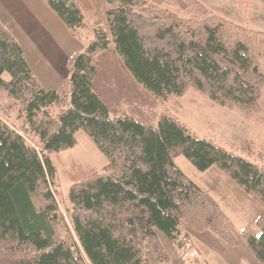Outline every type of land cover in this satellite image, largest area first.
<instances>
[{"label": "trees", "instance_id": "trees-1", "mask_svg": "<svg viewBox=\"0 0 264 264\" xmlns=\"http://www.w3.org/2000/svg\"><path fill=\"white\" fill-rule=\"evenodd\" d=\"M42 1L67 29L86 27L75 0ZM183 1L189 19L147 0H107L115 7L92 28L85 50L68 57L70 75L59 90L38 85L21 46L0 23V89L20 103L41 146L38 152L0 119V264H149L148 256L167 264L163 240L179 239L180 248L187 239L182 224L237 247L226 215L175 165L178 156L201 173L216 167L264 210V167L196 136L169 113L156 125L112 116L92 84L96 57L112 42L126 70L155 98H179L195 86L264 126V33L215 15L197 0ZM164 4L176 6L174 0ZM80 131L107 164L70 187L72 232L64 227L57 234L62 220L49 155L75 147ZM256 227L258 233L243 229L238 237L264 264L263 217Z\"/></svg>", "mask_w": 264, "mask_h": 264}, {"label": "rangeland", "instance_id": "rangeland-1", "mask_svg": "<svg viewBox=\"0 0 264 264\" xmlns=\"http://www.w3.org/2000/svg\"><path fill=\"white\" fill-rule=\"evenodd\" d=\"M20 1L24 3V0ZM102 1L106 3V10L115 7V4H109L107 0ZM162 3L157 6L163 9L167 8L169 12H173L181 19H189L192 16V11L189 9L190 5L183 0H174L176 6L162 5ZM43 4L47 12L45 14H39L36 17V22L33 24V27L31 26L30 34H27L23 30V23L20 24L22 20L16 19L13 21L14 28L17 32L14 31L15 29L12 26L7 28L4 25L3 22L7 20L6 17L4 20H2L3 18L0 19V23L2 22L1 24L8 30L10 35L13 33L15 35L18 34L16 37L25 48L27 54L32 53L33 60L35 59L32 62L35 71L32 69V72L38 85L45 90L48 88L59 90L70 75L67 67L68 58L66 59L65 66L66 76L60 78L61 71L59 77H50L49 80L46 77L48 81L44 82L42 81L43 73L48 69L46 67L47 62L38 54L39 45L42 47V45L56 43L55 45L57 46L52 51V61L49 65L51 64L53 73L57 74L58 69L61 68L60 61L66 53L70 56L74 52L80 53L85 50L87 44L92 39V28L96 24H104L105 14L100 13L95 18L84 17L86 27L73 32L65 27L47 7L46 3L43 2ZM247 5L245 0H242L238 6L239 10L237 12L232 11L229 15L219 14L207 6L205 7L213 14L230 22L244 26L254 32L264 33L259 28V24H257L258 13L256 11H249L246 17L247 19H244L249 7ZM50 16L53 19H50ZM34 30L37 32L35 38L32 37ZM12 37L14 38L15 36L12 35ZM28 45L30 46L28 47ZM95 72L96 74L93 78L95 90H97V93H99L100 97L110 108L112 116L126 114L146 124H155L162 113H169L190 129L196 136L210 140L228 152L238 155L254 165L264 167V126L257 123L256 120L238 106L234 104L220 106L210 101L205 95L197 92L195 86L191 87L179 98L171 97L166 101L155 98L141 85L137 84L128 71L125 70L123 62L116 53L112 42H110L105 52H102L96 57ZM3 78L4 80L9 79L6 74L3 75ZM261 108L264 111V90ZM58 111L59 108L54 107L51 112L56 114ZM0 119L11 129L19 133L27 144L34 147L38 152L40 151L41 146L28 128L21 112L20 103L8 97L2 89H0ZM76 140L77 145L75 147L49 155L55 169L52 191L57 202L58 214L62 220L57 228V234H62L65 230L64 227L72 232L70 224L72 206L67 199L70 187L91 174L102 173L103 168L107 164L106 157L83 132L80 131L76 134ZM173 161L186 176L206 191H217V174L229 180L233 184L232 186H236L216 167H211L201 173L182 156L176 157ZM240 190L245 194L242 189ZM227 198L230 201L233 200V202H236L234 200L235 197H232L231 194H228ZM247 198L260 212H264L253 200L248 196ZM228 226L234 236L237 237L238 244L241 243L244 245L238 237L239 226L230 227L229 221ZM181 227L182 232L187 234V239L182 240L184 243L180 245V248L176 245L179 239L175 242L163 240V244L170 257V262L167 264H196L194 262L195 259L198 261L197 264H243L234 255V249L224 244L213 233H196L186 224H182ZM253 231L258 230L254 227ZM212 238H216L220 243L224 244L230 250V253L224 252ZM147 259L149 264H158L151 256H148ZM252 260H254L253 257Z\"/></svg>", "mask_w": 264, "mask_h": 264}, {"label": "crops", "instance_id": "crops-1", "mask_svg": "<svg viewBox=\"0 0 264 264\" xmlns=\"http://www.w3.org/2000/svg\"><path fill=\"white\" fill-rule=\"evenodd\" d=\"M75 1L77 2L78 6L80 7V10H81V12L85 18H87V17H89V18L94 17L95 18L100 13H103L106 16V13L108 11L105 8L106 3L103 2L102 0H75ZM147 1L151 4L160 5L164 0H147ZM197 1L204 4L205 6H207L208 8L213 10L214 12L216 11L219 14H227V15L231 14L232 11L237 12V10H239L238 9L239 4L242 2V0H197ZM245 2L249 5V7H248V11H246L247 13H246V16L244 19H247L246 17L248 15L249 11H256L258 13L257 24H259V28L264 31V0H245ZM45 12H47V10H46V7L44 6L42 0H24V3H22L20 0H0V19L3 18L2 20H4L5 17L7 19L5 22H3L4 25L7 26V28H10L11 26L14 28L15 26H14L13 21H15L16 19L22 20V22H20V24L23 23L22 28L27 34L31 33V26L33 27V24L36 22V17L39 14H42V13L45 14ZM50 19H53L52 16H50ZM14 31H16V29ZM36 34H37L36 30H34V32L32 33V37L35 38ZM12 35L15 36L14 38L16 39V41H18V44L21 46L25 60L27 61V63L31 67V69H34L32 62L35 59L33 60L32 53L30 52L27 54V52L25 51V48L23 47L22 44H20L18 38L16 37V35H18V34L15 35L13 33ZM53 43L54 44L42 45V47H40V45H39V49L37 48L38 52H39L38 54L43 58L44 61L47 62L46 67L48 70L45 71L44 73L42 72L43 73L42 81H44V82H47L50 79V77L51 78H54L56 76L59 77V73L61 71H62V74H61L60 78H63L66 76L65 75V66H66V59L69 56L68 53H66L65 56L62 57V60L60 61L61 68L58 69L57 74L53 73V71H52L53 69L51 68V64L49 65V63H51V61H52L51 60L52 55H53L52 51H53V49H56V46H57V45H55L56 44L55 42H53ZM29 46L30 45H28V47ZM44 68H45V66H44ZM125 70H126V68H125ZM34 71H35V69H34ZM95 74H96V72H95ZM95 74H94V76H95ZM46 77H48V80ZM93 78H92V84L94 86ZM46 90H53V89L48 88ZM136 120H138V119H136ZM138 121H140V120H138ZM157 121H156V123H157ZM140 122L144 123L143 121H140ZM156 123L155 124H147V125H156ZM144 124H146V123H144ZM217 179H218L217 191H206L200 185L195 183L193 180L192 181L202 191H204L215 203L218 204L220 209L223 211V213L228 218L230 227L231 226H233V227L239 226L238 227V228H240L239 231H238V229H236L238 232H240L243 229H249L250 230V227H251V231H253V228L256 227L257 219L259 217L264 218V212H260V210L258 208H256V206H254V204H252V202H250L248 200L247 196L245 194H243V192L238 187L232 186L233 184H231V182L229 180L222 178L218 174H217ZM228 194H231L232 197H235L234 200L236 202H233V200L230 201L227 198ZM253 232L258 233V231H253ZM212 239L216 244H218L220 246V248L224 252L230 253V250H228V248H226V246L224 244L220 243L216 238H212ZM233 249L235 251L234 255H236L243 264L244 263L245 264H257L254 260H252L251 254L249 253L248 249L243 244L239 243L238 246L233 248Z\"/></svg>", "mask_w": 264, "mask_h": 264}]
</instances>
